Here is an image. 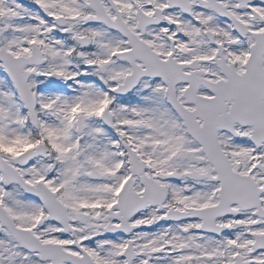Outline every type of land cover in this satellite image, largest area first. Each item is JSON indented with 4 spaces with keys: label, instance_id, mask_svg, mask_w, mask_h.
<instances>
[{
    "label": "snow or ice",
    "instance_id": "obj_1",
    "mask_svg": "<svg viewBox=\"0 0 264 264\" xmlns=\"http://www.w3.org/2000/svg\"><path fill=\"white\" fill-rule=\"evenodd\" d=\"M0 264H264V0H0Z\"/></svg>",
    "mask_w": 264,
    "mask_h": 264
}]
</instances>
